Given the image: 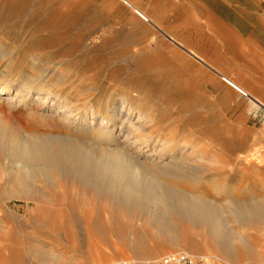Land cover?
<instances>
[{
	"label": "rangeland",
	"instance_id": "374dc122",
	"mask_svg": "<svg viewBox=\"0 0 264 264\" xmlns=\"http://www.w3.org/2000/svg\"><path fill=\"white\" fill-rule=\"evenodd\" d=\"M130 1L136 8L123 0H0V48L10 50L14 59L9 74L12 78L18 73L36 75L42 82H57L61 87L55 85V89L67 96L69 104L87 101L91 105L86 120L94 125L110 124L106 119L102 121L99 113L90 119V112L104 109L111 94H116L120 107L124 106L122 119L132 126L133 132L115 131L126 144L133 145L134 150L137 149L136 134L150 131H140L142 123L155 124L164 135L177 134L187 140H191L195 132L201 133L195 144L211 136L216 144L215 158L198 159L192 145L182 147L181 156L186 160L215 168L205 174L201 188L208 190L210 198L221 205L226 204L229 197L227 192H214L216 182L234 189L233 194L244 199L249 198L250 191L264 195V164L256 166L253 161L248 165L237 164L235 155L251 149L250 153L264 155V107L163 35L139 12L147 14L185 47L202 52L219 67H226L231 76L240 73L251 83L249 92L256 90L255 94L264 100V70L257 71L258 55L250 56L255 49L242 46L244 40L233 26L223 22L224 17L203 15L197 0ZM6 61L0 59V75ZM43 63L49 67L48 73L41 69ZM60 72L65 74V79L60 77ZM13 93L0 94V102L16 106L18 102L11 100ZM82 93L87 95L86 100ZM78 95L82 98L79 101ZM42 97L50 106L45 108L46 113H57L61 122L64 118L74 126L84 122V118L74 116L75 112L70 113L69 105ZM136 97L139 99L136 105L142 104L153 121L144 119L136 109ZM3 98L8 99L3 102ZM210 100L215 101L214 106L208 105ZM32 102L29 97L24 109ZM130 108L131 114H127ZM69 114H73L72 117ZM31 123L46 130H68L64 122L51 127ZM229 124L240 134L236 140L230 138L226 128ZM6 156L0 155V264H120L128 260L157 259L179 251L210 258L216 264H263L260 260L264 259V225L228 220L229 226L242 232L256 248L249 253L237 242L236 248L242 249L238 253L235 248L236 260L214 244L205 228L181 224L196 247H179L168 242L147 218L115 208L99 199L91 189L70 179L58 178L61 181H53V185L44 184L41 178L34 179L31 185L37 189L35 195L7 196L5 188L14 168L8 166ZM146 156L149 160L159 158L158 155ZM143 229L147 231L144 235L141 234ZM199 242H205L206 248L199 247ZM140 243H144V247L136 249V244ZM209 251L214 256H210Z\"/></svg>",
	"mask_w": 264,
	"mask_h": 264
},
{
	"label": "bare ground",
	"instance_id": "6f19581e",
	"mask_svg": "<svg viewBox=\"0 0 264 264\" xmlns=\"http://www.w3.org/2000/svg\"><path fill=\"white\" fill-rule=\"evenodd\" d=\"M123 1L136 8L132 1ZM139 13L163 35L214 70L220 77L239 88L241 94L246 92L264 107L263 98H259V95L255 94L257 93L256 90H253V93L249 92L252 91L248 88L251 83L244 80L240 73L236 77L231 76L229 71L226 68L219 67L215 60L202 54V52L185 47L182 42L171 37L167 31L159 27L160 25L158 26L147 14ZM66 14L68 15L69 12ZM10 53V50L0 48V59L7 60V65L0 75L2 79L0 81V85H2L0 86V94L10 95L14 91L11 100L18 102L16 106H12L7 101L4 104L0 102V155H8L6 158L9 164H7L9 167L13 166L14 168L5 188L7 196L16 195L17 197L27 198L32 194L35 195L34 191L37 189L31 185V182L35 181L34 179L41 178L44 184L47 185H53V181L59 183L58 181L70 179V181L72 180L83 187L91 189L99 199L115 206V208L121 207L130 215L147 218L154 229L164 235L168 242L179 247H188V245H192L190 248L196 247L195 241L193 242L192 237L188 236L181 226L184 223H191L195 227L205 228L212 235L214 244H217L234 259H236L234 255L236 253L234 252H236L237 242L242 244L241 247H245L247 252L248 250L249 253L255 252L250 250L256 249L253 243L242 232H238L229 226L228 220L234 222L247 221L263 227L264 195H257L250 191L249 198L244 199L233 194L234 189L223 187L214 182V192L218 194L227 192L229 197V201L221 205L218 201H213L210 198L209 191L202 189L200 186L205 174L215 168L207 163L186 160L181 156L183 154L182 147L192 145V150L198 156V159H203L206 156H210L211 159L217 157L215 154L216 144L214 140H211V134L208 135V137L210 136L209 140H198L199 144H195V140L200 137L201 133L195 132L197 136L194 135L191 140H187V138H179L177 134L171 135L168 133L169 136L164 135L155 124L146 125L142 123V130H139L150 131H147L148 134H140V132L136 134L137 149L134 150L133 145L126 144L125 141L121 140L120 134L115 131L120 129V131L133 132L132 126L127 125L122 119V108L124 106L121 105L120 107L118 99L115 98L116 94H111L110 101L104 109H92V112H90L92 115L90 119L94 118L93 116L96 113H99L102 121L106 119L110 124L106 125L102 122L94 125L92 121L86 120L87 115H89L87 110L91 105H88L87 101L82 102V104L81 102L69 104L70 101L67 96H63L58 89H55L59 85L57 82L47 83L46 80L42 82L36 79V75L22 76L18 73L12 78L8 72L14 61ZM35 64L39 63L35 62ZM48 68L44 63L41 64V69L45 73ZM54 71H57V69ZM257 71L261 72L260 70ZM62 72L59 75L62 79H65V74L63 75ZM144 93L146 92L144 91ZM229 93L231 92L229 91ZM82 94L86 100L87 95ZM42 95L50 98L56 104L69 105L67 107L72 110L70 113L75 112L74 116L78 115L84 118V122L74 126V123L71 125L64 118L62 122H64V127H67V131L46 130L33 126L31 121L40 123L45 127L58 126L62 123L57 118V113H46L48 110L46 111L45 108L50 106ZM79 95L77 101L81 98V95ZM29 97L33 102L29 108L24 109L27 106L25 102L29 101ZM138 97L135 98V105L136 100H139ZM5 99L8 98L1 100L4 102ZM204 104L206 103L204 102ZM208 105L214 106L215 101L210 100ZM135 107L144 119L153 121L149 111L142 104ZM127 114H131V108ZM72 115L69 114V117H72ZM155 121L154 123H156ZM216 121L214 120V122ZM167 128L169 129V126ZM226 128L232 140H236L240 136L234 125L229 124ZM72 131L79 135H75ZM137 131L138 128H136ZM175 131L177 130L175 129ZM207 131L209 130L207 129ZM201 132L204 133V131ZM215 136L217 138V135ZM151 144L152 146H150ZM156 145L157 147H155ZM147 148L150 149L146 150ZM148 151L149 154H147ZM249 151L248 153L237 154L234 151L231 152V155H237V157L235 156L237 164L248 165L252 161L256 166L264 164L263 154L257 153L256 155ZM146 155H158L159 158L149 160ZM165 159L167 160L165 161ZM58 178L61 180H58ZM183 182L189 183L191 187H185ZM141 232L144 235L147 231L143 229ZM198 244L199 247L206 248L205 242H199ZM141 247H144V243L136 244V249ZM240 249H237L238 253ZM185 253L189 254L188 252ZM209 255L214 256L210 251ZM260 262L264 264V259ZM231 264L241 263L234 262Z\"/></svg>",
	"mask_w": 264,
	"mask_h": 264
},
{
	"label": "crops",
	"instance_id": "0c3cea01",
	"mask_svg": "<svg viewBox=\"0 0 264 264\" xmlns=\"http://www.w3.org/2000/svg\"><path fill=\"white\" fill-rule=\"evenodd\" d=\"M197 3L203 15L224 17L223 22L233 26L244 40L242 46L255 49L250 56L257 54L255 63L260 65L257 69L264 70V0H197Z\"/></svg>",
	"mask_w": 264,
	"mask_h": 264
},
{
	"label": "built area",
	"instance_id": "2783aa9c",
	"mask_svg": "<svg viewBox=\"0 0 264 264\" xmlns=\"http://www.w3.org/2000/svg\"><path fill=\"white\" fill-rule=\"evenodd\" d=\"M120 264H216L210 258L192 256L183 251L173 252L152 260H128Z\"/></svg>",
	"mask_w": 264,
	"mask_h": 264
}]
</instances>
